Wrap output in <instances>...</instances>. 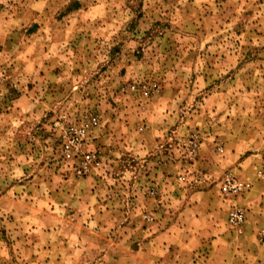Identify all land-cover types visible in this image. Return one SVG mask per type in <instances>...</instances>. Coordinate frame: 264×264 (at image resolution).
<instances>
[{"label": "rangeland", "instance_id": "rangeland-1", "mask_svg": "<svg viewBox=\"0 0 264 264\" xmlns=\"http://www.w3.org/2000/svg\"><path fill=\"white\" fill-rule=\"evenodd\" d=\"M89 114L104 163L77 176L60 138ZM263 201L264 0H0V264H158L175 222L191 264L214 212L226 258Z\"/></svg>", "mask_w": 264, "mask_h": 264}, {"label": "built area", "instance_id": "built-area-1", "mask_svg": "<svg viewBox=\"0 0 264 264\" xmlns=\"http://www.w3.org/2000/svg\"><path fill=\"white\" fill-rule=\"evenodd\" d=\"M156 87V83H152L149 88L143 87L139 90L140 95L146 97ZM132 89H135L134 85ZM99 128V117L93 114L81 117L63 128L60 138V156L65 170L72 171L77 176H85L101 168L104 156L94 144ZM197 146L196 140H190L188 153L194 156L197 153ZM179 179L182 180L183 177ZM240 188L241 184L234 178H226L221 186L225 193H237ZM245 218L246 215L241 208L230 210L228 215L229 223L233 226L241 225ZM261 235L264 237V230L261 231Z\"/></svg>", "mask_w": 264, "mask_h": 264}, {"label": "crops", "instance_id": "crops-1", "mask_svg": "<svg viewBox=\"0 0 264 264\" xmlns=\"http://www.w3.org/2000/svg\"><path fill=\"white\" fill-rule=\"evenodd\" d=\"M260 208L264 210V205L260 206ZM207 219L209 220H207L205 236L212 233L215 235V238H211L210 240L211 242L209 246L211 247V249L208 250L209 252L208 254H206L207 257H203V259H191V264H209V260L216 261L215 264H264V260L260 262L258 260L260 259L259 257H263L264 259V241L259 239V237L257 236V232H254V229L253 231H251V236L249 239L253 244V249L245 245V247L240 248L238 251L235 250L236 255L232 253L231 255H228L226 256V258H224V256L220 254L222 237L219 235V232H221L222 228L218 226L216 220L219 219V217L217 213L214 212L208 213ZM189 231L192 232L191 235L194 237L195 230L189 228ZM189 233L190 232H188V228L182 223L179 224V222H175V224L172 223L171 225L166 226L163 229H159L153 237L155 240V244L150 245V248L154 249L153 252L155 254L156 252H163L162 255L157 259L158 261H160L158 264H166L168 261L171 262V264H183V262L186 260V253H182V251L180 250L181 248H185V246L189 245L188 243H186V241H182L181 237L185 235L187 236L189 235ZM178 237L180 238L179 241L177 240ZM189 242H191V240ZM171 244L175 247V252L180 251L179 254L177 256L175 255V257L173 256V259H170V255L167 260L166 258L161 260V257L165 256L164 253L169 251L168 249L173 248ZM190 245L192 247H186L189 248V250L193 249L196 246L194 240ZM211 258H214L215 260Z\"/></svg>", "mask_w": 264, "mask_h": 264}]
</instances>
